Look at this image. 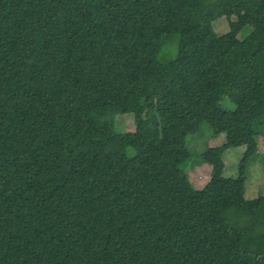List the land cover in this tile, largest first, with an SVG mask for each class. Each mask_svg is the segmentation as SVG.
Returning <instances> with one entry per match:
<instances>
[{"label":"trees","instance_id":"obj_1","mask_svg":"<svg viewBox=\"0 0 264 264\" xmlns=\"http://www.w3.org/2000/svg\"><path fill=\"white\" fill-rule=\"evenodd\" d=\"M203 123L225 140L195 189ZM258 136L264 0H0V264H264V194L245 196Z\"/></svg>","mask_w":264,"mask_h":264},{"label":"rangeland","instance_id":"obj_2","mask_svg":"<svg viewBox=\"0 0 264 264\" xmlns=\"http://www.w3.org/2000/svg\"><path fill=\"white\" fill-rule=\"evenodd\" d=\"M230 20H234L231 17ZM229 19L225 16L212 22V29L216 34H222L229 30ZM252 30L249 25L244 26L237 37L242 40ZM177 36L171 37L160 51V59L168 60L174 57L176 50ZM222 108L227 110L234 109V104L229 99L220 102ZM115 128L118 132H129L134 130L133 113L118 114L115 120ZM225 135H213L206 123L201 124L199 131L187 137V148L189 157L184 164L185 172L195 189H200L209 180L211 175V165L205 163L200 154L208 147L223 143ZM258 148L249 164L248 178L246 180L245 196L250 199L264 194V139L257 137ZM245 147L239 146L228 148L224 151L222 160L224 164L223 176L234 178L238 173V164L242 157Z\"/></svg>","mask_w":264,"mask_h":264}]
</instances>
